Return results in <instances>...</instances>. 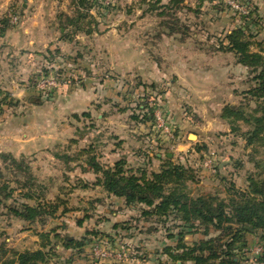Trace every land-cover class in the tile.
Segmentation results:
<instances>
[{"label":"rangeland","instance_id":"374dc122","mask_svg":"<svg viewBox=\"0 0 264 264\" xmlns=\"http://www.w3.org/2000/svg\"><path fill=\"white\" fill-rule=\"evenodd\" d=\"M22 1L17 0L0 13V27L5 29L0 37L24 24V27L31 29V34L36 35L41 33L40 27L47 19L46 27L49 25V32L53 36L51 44L57 42L55 38L63 39L59 17L75 13L76 6L72 4V0H34L35 5L26 8L22 7ZM91 1L93 6L82 11L89 14L86 21H91V16L94 18L90 24L94 28L90 34L95 36L94 39L79 32L72 41L65 40L67 43L57 44L52 49L40 47L43 56L41 62L36 63L33 69L32 65L29 67L30 75L21 76L24 80L20 81L18 77L7 84L5 77L12 71H7L6 66L7 73L0 72V103L7 94L17 102L13 105L3 104L0 115L4 111L8 115L11 110L16 112L13 110L16 107H20L17 114H21L23 107L33 105L36 108L29 118L33 128L27 134L34 129L40 134H51L53 137L52 143L43 141L45 137H42V145L27 150L28 158L40 179H52L50 198L60 194L61 186L65 185L67 189L62 192V196L69 200V207L73 211L51 220L46 229L58 226L62 234L78 239L89 229H97L103 235L106 234L101 239L95 237L93 245H86L81 253H75L72 249L64 250L59 245L57 249L61 257L48 264H157L159 258L166 259L164 247L176 244L177 238L168 237L173 231L167 229L171 223L164 226L157 225L154 220L136 221L135 218L140 215L138 207L125 211L121 202L109 199L106 204L110 202V207L105 206L98 214L100 218H106L104 221L98 222V218L94 216L79 226L77 220L83 217L82 210L77 209L79 200L85 204L89 198L98 196V193L96 190L85 191L81 187L73 189L75 184L85 180L84 175L88 173L78 169L76 172L79 175L75 171L70 172L69 179L65 180L64 165L53 158L52 152L70 149L78 154L94 142L100 144L105 160L113 161L123 155L135 164L141 146L145 145L144 148L150 150L154 157L156 152H161L164 158L168 154L173 157L174 162L193 169L199 180L198 183L191 184L194 192L200 187L198 192L219 193L226 197L231 184L235 188L246 189L249 176L261 171L255 161L263 160L264 163V148L253 156V146L247 145L244 136L249 126L240 121V128L235 131L230 121L221 114L227 105L232 108L243 107L246 112H252L256 101L247 91L253 84L248 70L237 63L232 52L214 50L213 46L219 45L220 39H224L231 28L249 24L256 43L259 44L254 48H261L264 54V24L259 13L255 14L257 10L253 15L259 19L260 24L246 23L249 17L246 20L244 15H249L255 8L251 0H238L246 12L236 10L227 0H185L182 7L170 8L168 12L191 26L192 37L180 43L176 37L165 36L162 41L157 40L153 45L150 37L156 33L160 18L157 12L144 13L147 5L141 3V0ZM31 2L33 1L29 0ZM162 2L168 3L169 0ZM187 6L193 9L200 7V13L196 14ZM3 19H7V23H3ZM116 31L126 36V47L136 41L147 46L146 49H153L154 53H148V56L155 62L161 61V66L165 69L160 71L162 77L153 70L145 74L131 70L121 71L120 99H123L118 106L111 104V100L106 110H95L93 118L84 116L83 113L76 119H64L65 116L60 119L54 109L61 102L56 96L59 90L70 88L71 83L86 77V68L92 63V59L96 60L97 56L100 58L99 48L113 50L124 47L118 45L117 35L114 34ZM49 43L50 40H47L48 46ZM34 58L35 55L30 56L28 62L34 64ZM116 58L113 54L110 62H116ZM62 62L67 64H64L65 68L58 67ZM142 64H146V60ZM145 67L146 70L150 68L149 65ZM106 74L113 76L112 73ZM148 76L151 78L147 79ZM138 79L148 86L156 84V87L138 85ZM22 90H26L23 98L20 97ZM67 94L65 95L69 96ZM144 102L148 103V109L140 107ZM39 104L44 106L39 107ZM23 110L24 113L28 111ZM106 113L109 120L108 117H98V114ZM148 113L152 115L146 122L139 123L132 118ZM6 125L12 128L13 122ZM192 133L196 136L191 137ZM140 138L144 145L138 143ZM119 142L123 147L119 146L121 149L113 154L110 148ZM34 148L40 149L36 151ZM99 148L98 151L101 152ZM82 151L80 155L84 161L86 156ZM0 154L2 160L6 153ZM155 163L159 164L158 161ZM124 222L130 226H124ZM114 223L117 224L116 227H113ZM152 226H157L158 230L151 231ZM203 238L201 233L186 235L189 244ZM248 239L250 249L246 253L250 257L248 263L251 264L255 262V256L263 251V247L258 236L249 234ZM3 242L9 251L0 260L9 257L13 250L38 249L41 238L34 232V228H29L24 222L14 219L10 224L5 216H1L0 244Z\"/></svg>","mask_w":264,"mask_h":264},{"label":"trees","instance_id":"16d2710c","mask_svg":"<svg viewBox=\"0 0 264 264\" xmlns=\"http://www.w3.org/2000/svg\"><path fill=\"white\" fill-rule=\"evenodd\" d=\"M162 1L141 0L147 5L144 13L157 12L160 18L156 33L150 37L151 43L155 45L157 40L162 41L165 36H174L185 42L192 37L191 26L168 12L170 8L182 7L185 0ZM72 4L76 6L75 13L59 17L62 38L66 41H72L79 32L91 34L94 31L90 26L94 18L91 16L92 20L86 21L89 14L82 11L92 7V1L72 0ZM187 8L196 14L200 13V7ZM255 11L256 8L249 15H244L246 20L249 17L246 23L260 24L253 15ZM2 22L7 23V19ZM1 27L0 35L5 32ZM256 45L259 44L256 43L255 34L247 24L231 28L224 39H220L219 45L213 46L214 50L234 53L237 63L248 70L253 85L247 94L255 99L256 107L252 112H246L243 107L232 108L227 105L221 115L230 121L235 131L240 128V121L249 126L244 136L247 145L253 146V156L264 148V54L261 48H254ZM150 52L154 53L153 49ZM138 85L148 86L141 79H138ZM148 87L154 88L156 84ZM3 104L13 105L17 102L7 94L1 100L0 109ZM140 107L148 109V103L144 102ZM83 115L91 117L89 112ZM150 115L132 118L142 123L150 120ZM82 152L87 155V163L97 178L94 182L81 181L73 189L101 186L109 195L123 198L126 206L138 207L140 215L135 218L136 221L154 220L157 225L164 226L171 223L167 229L173 231L168 237L177 238L176 244L164 247L166 259L159 258L157 264H249L250 257L246 253L250 249L249 234L258 236L263 247L251 264H264L263 160L255 161L261 171L249 176L246 189H238L231 184L227 196L222 197L219 193L198 192L200 187L194 192L191 184L199 180L193 169L174 162L168 154L165 158L161 157V167L154 171L143 166L134 168L125 158L116 160L112 165H104L95 149H84ZM54 154L63 163L64 177L68 180L69 173L76 168L72 163L80 160L81 152L74 154L70 149H57ZM0 161V217L5 216L10 224L14 219L24 222L29 228H34L41 238L38 249L13 250L9 257L0 260V264H48L61 257L57 249L59 245L64 250L72 249L75 253H81L86 245H93L95 237L102 238L103 232L97 229L87 230L79 239L62 234L58 226L46 229L51 220L73 211L69 207V200L62 196V192L67 189L65 185L61 186L60 194L50 198L52 179H40L30 158L7 153ZM105 203L104 197L89 198L85 204L80 199L77 209L82 210L83 217L78 218V225L82 226L86 219L95 215L97 207ZM123 225L130 226L125 222ZM150 230L156 231L158 227L152 226ZM189 233H201L204 238L189 244L186 241ZM5 245L4 242L0 244V257L6 256L9 251Z\"/></svg>","mask_w":264,"mask_h":264},{"label":"crops","instance_id":"0c3cea01","mask_svg":"<svg viewBox=\"0 0 264 264\" xmlns=\"http://www.w3.org/2000/svg\"><path fill=\"white\" fill-rule=\"evenodd\" d=\"M17 0H0V13L5 11L9 6H11L12 3H15ZM29 3V0H23L21 2L22 7L26 8L29 5L34 6V0ZM255 4L256 13H259L258 16L261 18L262 24H264V0H251ZM39 6V5H37ZM28 18V17H27ZM45 24H42L40 27L41 33H37L36 35L31 34V29H29L27 26L24 27L22 25L21 27H18L16 30L13 29L11 31H8L3 37H0V72L7 73L5 71V67L7 66V71L9 72L8 75H6L5 79H7V84H11L12 81H14L15 78L19 77V80H24L21 78L22 75H30L28 74L31 69H33V66L36 65V63L41 62L42 54L40 47H50V49L53 48L55 45H61L65 44V40L55 38L57 42L51 44V40H53L52 34L49 32V25L46 27V21ZM36 23V21H35ZM52 25V24H51ZM264 27V25H263ZM63 31V29H62ZM111 32L108 34L110 35ZM114 34L117 35V43L118 45H123L124 47H116L113 50L107 49L106 47L99 48L98 49V55L100 58H96V60L92 59V63L87 66L86 71L87 75L84 79L78 82L71 83L69 86L70 88L59 90L58 94L56 95L58 99L61 100V102L55 106V111L59 114V118L61 119L63 116L64 119H67L69 117L71 118H79L80 115H82L85 112H90L91 117L93 118L95 110H106L108 108V105L110 102L113 101L111 104H115V106H118L120 99L122 95H120V73L124 70L128 71H134L139 74H145L147 71L153 70L155 74L160 75L161 72L165 70L161 66V61H154L149 57L148 53L150 52V49H146L147 46L141 45L139 42H132L133 44H130L128 47L125 46L126 42V36L121 34V32L116 31ZM86 37L91 36L92 39L95 38V36L92 35H85ZM168 38H174V36H167ZM166 37V38H167ZM50 40L49 46L46 44V41ZM180 43H184L178 40ZM67 43V42H66ZM93 47V46H91ZM93 49V48H92ZM97 49V48H96ZM115 54L117 56L116 62H110V58ZM234 54V53H233ZM35 55L34 61L35 63L31 64V62H28L29 57ZM97 55V54H95ZM235 56V55H234ZM144 59V60H143ZM162 59V58H161ZM146 60V64H142V61ZM64 64H59L58 67L65 68ZM32 65V66H31ZM146 65H149L150 68L146 70ZM32 67L29 70V67ZM4 68V70H3ZM3 70V71H2ZM31 73V72H30ZM106 73H112L113 76H109ZM117 74L115 77V74ZM162 77V75H160ZM151 77L148 76L147 79H150ZM26 79V78H25ZM26 90L21 91L20 97L23 98L25 96ZM62 93H68L66 96ZM112 100V101H111ZM117 104V105H116ZM40 106H44V104H39ZM36 107L27 106L23 107V109H28L27 112L24 113V110H22L21 114H17V110L20 109V107H16L13 109L16 112H13L11 110V114L8 115L4 114L5 111L0 115V153L5 152L7 153H13L16 156H29L27 154V150H31L33 146L36 145H42V137H45V140L43 141H49L53 142V137L46 134H40L35 131L34 129L30 132V134H27L29 132L30 128H33L31 126V120L29 119L31 115H33L34 109ZM30 112V115L28 113ZM38 112H40V109L38 108ZM5 115V116H4ZM77 116V117H76ZM98 117L102 119L107 118L108 114H98ZM11 119V120H9ZM109 120V117H108ZM10 122H13V127H8L6 124L9 125ZM22 128V129H21ZM144 129V128H142ZM42 135V136H41ZM55 139V138H54ZM53 140V141H52ZM137 142V141H136ZM89 145L88 148L85 147V149H95L96 153L99 156V159L104 165H112L116 160L121 159V157H125L123 155L115 158L113 161H108L104 159V151H102L99 147L100 144L94 143ZM113 145L112 148H110V151L114 154L118 152L121 148L119 146H122V144ZM138 143L144 145L145 143L140 138ZM145 146V145H144ZM144 146H141V149L139 150V153L137 154V161L135 164L130 161L127 157V161L132 167L138 168V167H147L149 170L157 171L160 169L162 164L161 157L163 156L161 152H156L155 156H153V153L149 152L150 150L145 149ZM106 147V144H105ZM123 147V146H122ZM143 147V149H142ZM98 148L101 150V152L98 151ZM36 151H39L40 148H34ZM78 150V149H76ZM83 150V149H82ZM80 150V152L82 151ZM72 151V150H71ZM30 152V151H29ZM28 152V153H29ZM53 158H56L54 152ZM74 154H77L75 152H72ZM5 154V155H6ZM85 156H87L85 154ZM58 159V158H57ZM59 160V159H58ZM155 161H158L159 164L156 165ZM73 166H76L75 172L78 169H82L85 173H88L84 175L85 181L94 182L97 178L96 173L91 168V166L87 163L86 160H82V156L80 157V160L75 161L72 163ZM73 172V171H72ZM77 175H79L76 172ZM89 190H96L98 193V196L95 197H104L105 200L114 199L117 202H121L122 207L127 211L128 209L134 208V206H126L124 204L123 198L109 195L107 191H105L101 186L96 187H90L88 189H85V191ZM93 198V197H92ZM110 202L105 203L104 205H99L95 211L94 216L98 218V222L104 221L106 218L98 216L99 213H101V209L107 206L110 207ZM113 207V206H111ZM116 214V213H114ZM100 224V223H99ZM117 224L114 223L113 227H116ZM98 225H96L97 227Z\"/></svg>","mask_w":264,"mask_h":264},{"label":"built area","instance_id":"2783aa9c","mask_svg":"<svg viewBox=\"0 0 264 264\" xmlns=\"http://www.w3.org/2000/svg\"><path fill=\"white\" fill-rule=\"evenodd\" d=\"M227 2L236 10H240L242 12H246L244 9L243 4H241V2H239L238 0H227Z\"/></svg>","mask_w":264,"mask_h":264},{"label":"water","instance_id":"95a60500","mask_svg":"<svg viewBox=\"0 0 264 264\" xmlns=\"http://www.w3.org/2000/svg\"><path fill=\"white\" fill-rule=\"evenodd\" d=\"M190 136H191V137H192V136H196V134H193V133H192Z\"/></svg>","mask_w":264,"mask_h":264}]
</instances>
